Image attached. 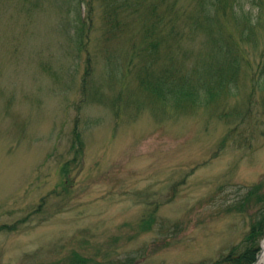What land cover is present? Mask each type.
Instances as JSON below:
<instances>
[{
	"label": "rangeland",
	"instance_id": "1",
	"mask_svg": "<svg viewBox=\"0 0 264 264\" xmlns=\"http://www.w3.org/2000/svg\"><path fill=\"white\" fill-rule=\"evenodd\" d=\"M178 2L180 10L196 5ZM241 4L250 8L249 0ZM78 13L87 11L77 0H0V264H71L75 255L96 264L217 257L250 223V209L236 212L230 203L264 176V92L252 97L256 130L242 124L238 139L220 150L228 125L215 107H246L247 74L239 92L213 109L170 117L142 94L136 108L116 115L110 100L121 82L105 73L123 63L127 43L109 33L110 64L100 54L106 28L95 1L87 46L79 51ZM203 31L183 40L192 50L187 66L204 46ZM90 53L93 94L81 90ZM132 79L122 98L139 94L129 88H136ZM74 129L83 140L82 161L65 176L61 166L77 148Z\"/></svg>",
	"mask_w": 264,
	"mask_h": 264
},
{
	"label": "trees",
	"instance_id": "2",
	"mask_svg": "<svg viewBox=\"0 0 264 264\" xmlns=\"http://www.w3.org/2000/svg\"><path fill=\"white\" fill-rule=\"evenodd\" d=\"M95 1L101 8L106 28L103 43L97 46L100 54L106 52L103 57L110 64L115 52H109L111 48L105 42L116 35L127 43L121 54L123 63H114L105 74L109 79L120 80L119 94L127 93L128 77L130 81L135 82L132 78L136 80V88H129L139 91L134 98L129 95L125 99L117 94L110 100L116 115L136 108L142 102L138 98L142 94L158 103L163 115L168 113L170 117L213 109L217 101L239 92L240 80L247 74L251 84L246 107L218 104L215 107L217 118L228 125L218 141V149L238 139L242 124L246 129L256 130L259 119L254 113L252 97L258 91L264 92V0H249L248 10L240 5V0H196L191 10H180L179 0H77V5L87 11L85 16L78 13L73 19V40L77 41L79 51L87 46L88 28L93 24L88 13L93 11ZM198 28L204 30V46L194 64L187 66L192 50L182 46L183 40L195 35ZM109 33L111 36L106 38ZM90 55L86 59L81 90L93 94L88 85L94 74ZM92 90L102 101L103 95L99 94L97 87ZM196 114L199 113L193 115ZM75 129L72 138V147H77L74 157L61 166L65 176L71 170V163L82 161L83 140ZM230 204V209L236 212L241 213L247 207L250 209L248 230L225 252L199 264H253L256 260L264 238V176L242 194L238 193ZM152 221L151 216L147 222ZM145 222L140 223L142 228L149 227L144 225ZM72 262L96 264L93 259L76 255L71 259L74 264Z\"/></svg>",
	"mask_w": 264,
	"mask_h": 264
},
{
	"label": "bare ground",
	"instance_id": "3",
	"mask_svg": "<svg viewBox=\"0 0 264 264\" xmlns=\"http://www.w3.org/2000/svg\"><path fill=\"white\" fill-rule=\"evenodd\" d=\"M263 249H264V242L262 244ZM262 262H264V250L260 253L257 261L255 262V264H261Z\"/></svg>",
	"mask_w": 264,
	"mask_h": 264
},
{
	"label": "water",
	"instance_id": "4",
	"mask_svg": "<svg viewBox=\"0 0 264 264\" xmlns=\"http://www.w3.org/2000/svg\"><path fill=\"white\" fill-rule=\"evenodd\" d=\"M264 250V249H263ZM262 264H264V263H262Z\"/></svg>",
	"mask_w": 264,
	"mask_h": 264
}]
</instances>
